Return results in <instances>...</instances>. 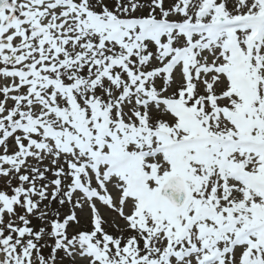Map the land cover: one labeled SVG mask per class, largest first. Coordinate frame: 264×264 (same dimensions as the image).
<instances>
[{
	"label": "snow or ice",
	"instance_id": "snow-or-ice-1",
	"mask_svg": "<svg viewBox=\"0 0 264 264\" xmlns=\"http://www.w3.org/2000/svg\"><path fill=\"white\" fill-rule=\"evenodd\" d=\"M0 264H264V0H0Z\"/></svg>",
	"mask_w": 264,
	"mask_h": 264
}]
</instances>
